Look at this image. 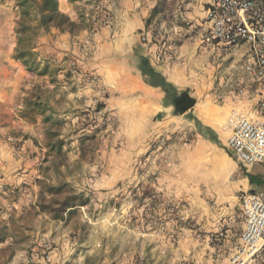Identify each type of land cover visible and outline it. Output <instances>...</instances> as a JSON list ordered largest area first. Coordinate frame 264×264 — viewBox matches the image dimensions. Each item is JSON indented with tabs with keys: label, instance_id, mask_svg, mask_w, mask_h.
Here are the masks:
<instances>
[{
	"label": "rangeland",
	"instance_id": "rangeland-1",
	"mask_svg": "<svg viewBox=\"0 0 264 264\" xmlns=\"http://www.w3.org/2000/svg\"><path fill=\"white\" fill-rule=\"evenodd\" d=\"M57 3L79 33L43 28L40 2L0 0V227L11 237L0 264H234L241 197L261 191L247 175L264 179L263 166L246 169L226 149L231 115L264 100L242 71L246 54L202 49L195 0H158L131 33L114 0ZM28 46L26 65L17 51ZM142 59L169 68L195 106L174 116L166 100L125 87L139 74L158 83ZM207 106L217 144L194 112ZM68 195L80 204L64 218L42 211Z\"/></svg>",
	"mask_w": 264,
	"mask_h": 264
},
{
	"label": "built area",
	"instance_id": "built-area-1",
	"mask_svg": "<svg viewBox=\"0 0 264 264\" xmlns=\"http://www.w3.org/2000/svg\"><path fill=\"white\" fill-rule=\"evenodd\" d=\"M205 24L202 49L224 58L245 53L242 71L264 95V0H209ZM235 114L226 122L228 153L246 169L264 167V100L256 114ZM241 207L245 226L234 264L264 259V192L242 195Z\"/></svg>",
	"mask_w": 264,
	"mask_h": 264
},
{
	"label": "trees",
	"instance_id": "trees-1",
	"mask_svg": "<svg viewBox=\"0 0 264 264\" xmlns=\"http://www.w3.org/2000/svg\"><path fill=\"white\" fill-rule=\"evenodd\" d=\"M30 1L32 2H40L39 5V16H40V24L45 29L55 28L60 30L62 33H70L75 35L82 30L81 24L72 21L69 17L60 13L57 8V0H18V6L20 8H24L26 4ZM160 6V5H159ZM159 6L155 9L154 13L159 12ZM161 9V8H160ZM22 24V23H21ZM22 30V29H21ZM22 34L24 35V30H22ZM24 43V39H21V44ZM31 47H25L23 49H19L18 58L22 60L26 65L29 64V60L31 58ZM141 69L142 73L145 76L152 77L155 81H158L156 84H152L153 87H158L165 92V100L167 101L166 107H169L173 104L175 95L179 92L176 87L168 82L161 74L157 73L150 65L148 59L141 60ZM47 70V68H46ZM43 114V113H41ZM48 117L46 120L50 121ZM199 123V121H197ZM200 124V123H199ZM202 127V126H201ZM209 135H213V138L210 139L211 142L217 144L218 137L217 134L210 128L204 127ZM52 149H57L59 152L61 151L60 144L54 143L52 145ZM247 179L251 186L261 188V191H264V179L259 176L249 174L247 175ZM53 190V188H52ZM79 198L75 195H68L65 200L59 202L57 200L51 201L48 205H41V209L43 212L49 213L54 219H62L64 218L65 213L73 212V209L78 206ZM56 206V207H55ZM40 208V205H39ZM10 235L8 233V227L1 226L0 227V244H4L10 239Z\"/></svg>",
	"mask_w": 264,
	"mask_h": 264
},
{
	"label": "crops",
	"instance_id": "crops-1",
	"mask_svg": "<svg viewBox=\"0 0 264 264\" xmlns=\"http://www.w3.org/2000/svg\"><path fill=\"white\" fill-rule=\"evenodd\" d=\"M117 2V8L115 7V11L117 14V17L120 19L127 20V25L124 27V31L131 33L135 32L136 30H141L145 28V20L149 16V14L152 12V10L155 8V6L158 3V0H114ZM196 2L201 3V5L195 7V9H205L203 7L204 5H207L209 0H195ZM204 14V13H203ZM205 15V14H204ZM199 21V20H198ZM201 23L204 21V19H200ZM125 26V24H124ZM206 26V24H205ZM169 68L166 66L160 67L159 71L162 73V75L168 80V82H171L175 86H177L176 80L173 78V73L168 71ZM126 81V86L129 90H139L141 91L144 96L147 98V101H154V100H160L163 103V99L165 100V92L161 88L158 87H152L147 85L144 82V79L142 78L141 74H139L136 77L126 76L124 78ZM154 95L158 96L157 98L154 97ZM194 112L197 116V118L205 124L208 128H218L219 127V121L209 120V118H217L216 112L213 106H207L204 108L197 109L194 108ZM205 116H207L205 118ZM208 119V120H207ZM264 192V191H262Z\"/></svg>",
	"mask_w": 264,
	"mask_h": 264
},
{
	"label": "water",
	"instance_id": "water-1",
	"mask_svg": "<svg viewBox=\"0 0 264 264\" xmlns=\"http://www.w3.org/2000/svg\"><path fill=\"white\" fill-rule=\"evenodd\" d=\"M185 95L188 99V102L186 103V105L183 107V108H179L176 104V102H174V104L172 105L173 107V115L174 116H181L183 114H185L187 111H189L190 109H192L195 104H196V101L194 99H191L185 92H182V91H179L176 96L177 97H180V96H183Z\"/></svg>",
	"mask_w": 264,
	"mask_h": 264
},
{
	"label": "flooded vegetation",
	"instance_id": "flooded-vegetation-1",
	"mask_svg": "<svg viewBox=\"0 0 264 264\" xmlns=\"http://www.w3.org/2000/svg\"><path fill=\"white\" fill-rule=\"evenodd\" d=\"M174 102H176V104H177V106H178L179 108H183V107L186 105V103L188 102V99H187V97H186L185 95L180 96V97H177V96L175 95V97H174V101H173V104H174ZM173 104H172V105H173Z\"/></svg>",
	"mask_w": 264,
	"mask_h": 264
},
{
	"label": "bare ground",
	"instance_id": "bare-ground-1",
	"mask_svg": "<svg viewBox=\"0 0 264 264\" xmlns=\"http://www.w3.org/2000/svg\"><path fill=\"white\" fill-rule=\"evenodd\" d=\"M155 98H157L158 96L154 95Z\"/></svg>",
	"mask_w": 264,
	"mask_h": 264
}]
</instances>
